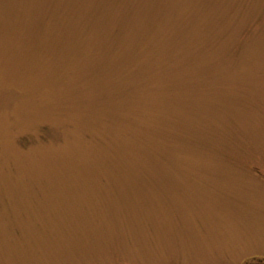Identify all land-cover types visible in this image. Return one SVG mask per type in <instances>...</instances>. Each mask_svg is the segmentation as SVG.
Returning <instances> with one entry per match:
<instances>
[{"label":"rangeland","instance_id":"374dc122","mask_svg":"<svg viewBox=\"0 0 264 264\" xmlns=\"http://www.w3.org/2000/svg\"><path fill=\"white\" fill-rule=\"evenodd\" d=\"M0 264H264V0H0Z\"/></svg>","mask_w":264,"mask_h":264}]
</instances>
